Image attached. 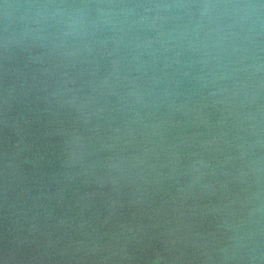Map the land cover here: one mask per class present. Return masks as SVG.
<instances>
[{"label":"water","instance_id":"obj_1","mask_svg":"<svg viewBox=\"0 0 264 264\" xmlns=\"http://www.w3.org/2000/svg\"><path fill=\"white\" fill-rule=\"evenodd\" d=\"M0 264H264V0H0Z\"/></svg>","mask_w":264,"mask_h":264}]
</instances>
